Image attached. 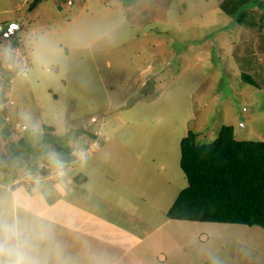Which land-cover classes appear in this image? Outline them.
<instances>
[{
    "label": "rangeland",
    "instance_id": "rangeland-1",
    "mask_svg": "<svg viewBox=\"0 0 264 264\" xmlns=\"http://www.w3.org/2000/svg\"><path fill=\"white\" fill-rule=\"evenodd\" d=\"M34 1L0 0V38L11 24L20 27L4 39L12 45L5 90L15 108L26 105L19 124L7 123L0 111V162L13 146L21 153L8 170L17 178L32 168L41 175V167L44 176L85 173L82 186L155 230L138 250L139 258L155 256L149 264H264L263 227L192 226L170 221L164 212L187 185L179 143L188 129L199 143L213 141L223 124L233 126L237 139L264 140V0H254L242 22L220 8L223 0H137L130 6L121 0H40L31 8ZM23 55L28 70L16 74ZM44 133L71 146L76 159L62 161L51 140L44 160ZM2 191L0 214L8 194ZM102 208L101 214L92 210L89 224L99 216L104 226L115 219L125 224L128 213L117 218ZM93 244L84 242L76 253L75 243L69 258L117 264L121 242Z\"/></svg>",
    "mask_w": 264,
    "mask_h": 264
},
{
    "label": "trees",
    "instance_id": "trees-1",
    "mask_svg": "<svg viewBox=\"0 0 264 264\" xmlns=\"http://www.w3.org/2000/svg\"><path fill=\"white\" fill-rule=\"evenodd\" d=\"M121 1L125 6H130L137 0ZM253 1L223 0L220 8L233 20L242 22L244 10L252 6ZM39 2L35 0L31 8ZM242 76L246 82L256 84L246 74ZM44 127L52 129L50 126ZM5 133L9 135L8 131ZM92 135L96 137V134ZM196 136V132L188 129L180 140L179 164L187 185L177 194L166 216L179 220L259 225L264 228V140L237 139L233 126L228 124L221 125L211 142L199 143ZM51 140L46 133L39 139L44 145L41 148L44 160H47L48 151L45 143ZM37 144L28 145L29 152L35 151ZM53 145L56 151H60L62 161L76 159L71 146L55 142ZM20 153L21 149L8 146L9 156H4L5 159L0 162V170L7 171L8 164ZM38 171L42 174L47 172L43 167ZM30 172H36V168L30 169ZM73 178L81 182L86 180V175L80 172Z\"/></svg>",
    "mask_w": 264,
    "mask_h": 264
},
{
    "label": "crops",
    "instance_id": "crops-1",
    "mask_svg": "<svg viewBox=\"0 0 264 264\" xmlns=\"http://www.w3.org/2000/svg\"><path fill=\"white\" fill-rule=\"evenodd\" d=\"M19 28L20 27L18 25L16 32H19ZM8 31L9 29H6L3 33V38H0V104H3V107H0V111L7 114V123L13 122L14 124H19L20 121H17L16 118H18L21 114L23 115V112L26 110V105H23L25 107L20 105L19 108H15L16 102L11 100L7 95V90L9 89L5 90L7 82L11 76L7 65H9L11 62L12 57V53L9 52V49L12 47V45L8 47L9 41L4 40L5 38H11L8 36ZM13 123H11V125ZM84 148L86 147L84 146ZM12 172L15 173L14 171L10 170L1 172L2 176H0V181H2L3 176V179L8 178V180L5 181V183L3 181V183L0 182V199L4 197V195H1V193H3L2 190H4L6 193L19 191L21 194L31 196L36 201L37 211L41 213L49 223L52 224L54 238L59 243L62 250V258L66 260L67 264H74V258H69V256L73 254L75 250V243H77L78 246L76 253H81L83 244L86 241L88 244L94 243V246L96 244H105L106 242H110L111 246H120L119 243L121 242L123 253L121 252L118 261L116 260L117 264H121L122 262L125 263V260L122 261L123 259H129L127 264H149L150 261H154L155 256L153 254H151L149 260H146L145 257L139 258L138 250L140 243H142L146 238H151V233H153L155 230L148 228L150 224L145 226L142 222V219L137 217L135 213L129 211L128 208L120 207L109 202L108 200H102L98 193L94 194L88 188L82 186L88 180L87 176L86 180L76 182L73 178L74 176L72 177V174H59L60 176L56 175L53 177L51 175L44 176L35 172H28V174H24L25 176H23V178H17V175L13 174ZM26 176L29 177L26 178ZM76 186H78V188ZM90 197L92 198V202H95L92 207L88 202ZM74 208L80 209L81 212H83V215L80 216L79 213H74ZM101 208L104 211H115L117 213V218L128 213L129 218L127 217L124 225H120V223H117L115 219L112 226L109 227L106 225V227L101 225L100 220L104 222V219L99 216L97 217V222H92L89 224L92 218V215H90L92 210L99 213ZM167 210L168 208H166V211ZM1 211L2 209L0 208V213ZM166 211H164L165 216ZM101 213L102 211L100 214ZM167 219L177 222H189L192 224V226H197L200 224L207 225V223H209L171 219L168 217ZM135 226L138 227L137 234H135V232L128 231L130 227L134 228ZM206 229L207 227H205V230ZM102 230H104L103 233L101 232ZM123 232L125 233L123 234ZM108 234H111L113 237H111V239L108 237L109 239H107L106 235L109 236ZM162 237H164V235H162ZM125 242L126 244H124ZM168 242L169 241L167 239V244ZM153 250H157V247L153 248ZM216 251L217 250L214 252ZM131 252L132 254H130ZM166 259L167 258L165 255V260Z\"/></svg>",
    "mask_w": 264,
    "mask_h": 264
},
{
    "label": "clouds",
    "instance_id": "clouds-1",
    "mask_svg": "<svg viewBox=\"0 0 264 264\" xmlns=\"http://www.w3.org/2000/svg\"><path fill=\"white\" fill-rule=\"evenodd\" d=\"M21 126L28 128L26 123ZM56 164L62 167L60 161ZM5 199L6 211L0 214V264H67L52 224L37 211L36 201L19 191Z\"/></svg>",
    "mask_w": 264,
    "mask_h": 264
},
{
    "label": "built area",
    "instance_id": "built-area-1",
    "mask_svg": "<svg viewBox=\"0 0 264 264\" xmlns=\"http://www.w3.org/2000/svg\"><path fill=\"white\" fill-rule=\"evenodd\" d=\"M65 1L70 3V0H65ZM28 66L29 65H27V63H26V57H24V55H23V57L20 59L19 62H15V69H17L16 74L26 73L28 70Z\"/></svg>",
    "mask_w": 264,
    "mask_h": 264
},
{
    "label": "water",
    "instance_id": "water-1",
    "mask_svg": "<svg viewBox=\"0 0 264 264\" xmlns=\"http://www.w3.org/2000/svg\"><path fill=\"white\" fill-rule=\"evenodd\" d=\"M18 25L17 24H11L10 28H9V32L12 33L14 31V29H17Z\"/></svg>",
    "mask_w": 264,
    "mask_h": 264
}]
</instances>
